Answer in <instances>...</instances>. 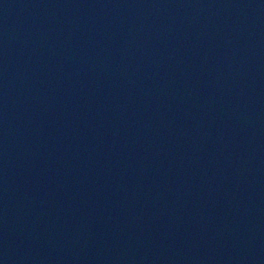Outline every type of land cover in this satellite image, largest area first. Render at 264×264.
Returning <instances> with one entry per match:
<instances>
[{"label": "water", "instance_id": "1", "mask_svg": "<svg viewBox=\"0 0 264 264\" xmlns=\"http://www.w3.org/2000/svg\"><path fill=\"white\" fill-rule=\"evenodd\" d=\"M0 264H264V0H0Z\"/></svg>", "mask_w": 264, "mask_h": 264}]
</instances>
